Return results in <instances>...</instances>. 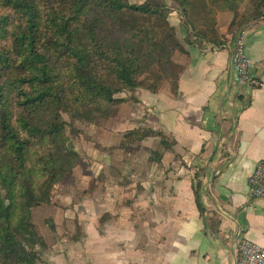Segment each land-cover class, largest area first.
Listing matches in <instances>:
<instances>
[{
	"label": "crops",
	"instance_id": "obj_1",
	"mask_svg": "<svg viewBox=\"0 0 264 264\" xmlns=\"http://www.w3.org/2000/svg\"><path fill=\"white\" fill-rule=\"evenodd\" d=\"M242 1L237 18L250 13ZM168 4L167 20L184 42L188 28ZM232 17L216 16L221 45L184 43L186 52L173 54L174 90L166 81L154 92H120L105 125L90 127L93 144L75 139L84 157L72 175L93 179L95 190L66 204L71 245L50 257L54 264H235L241 239L264 247V200L250 196L247 183L264 157V16L240 26L249 72L262 82L253 88L237 84L230 67ZM138 127L161 135L123 138ZM54 234L41 231L46 242Z\"/></svg>",
	"mask_w": 264,
	"mask_h": 264
},
{
	"label": "trees",
	"instance_id": "obj_2",
	"mask_svg": "<svg viewBox=\"0 0 264 264\" xmlns=\"http://www.w3.org/2000/svg\"><path fill=\"white\" fill-rule=\"evenodd\" d=\"M170 1L188 28L184 42L167 20V0H0V264H37L46 247L31 208L50 204V189L79 159L69 122L102 127L117 93L154 92L166 81L174 90L173 54L186 52L184 43L221 45L216 16L238 3ZM249 3L253 18L264 16V0ZM195 201L202 211L197 187Z\"/></svg>",
	"mask_w": 264,
	"mask_h": 264
},
{
	"label": "rangeland",
	"instance_id": "obj_3",
	"mask_svg": "<svg viewBox=\"0 0 264 264\" xmlns=\"http://www.w3.org/2000/svg\"><path fill=\"white\" fill-rule=\"evenodd\" d=\"M128 1L130 3H140L144 0H128ZM241 1L242 0H238L236 10L232 12L233 17L229 23V28H232L234 25L238 26L237 27L238 30L236 29V32L239 31L241 28H245V27L240 28V26H242L245 20H248L249 18H253L252 5L249 3V0H243V1H245L248 4L250 8V13L241 15L239 18H237L238 16L237 10ZM168 2H170V0H167V5L169 6ZM232 21L234 24L231 27L230 25ZM118 94L119 93L116 94V97ZM63 117L66 120H69V118L65 113H63ZM90 127H99V126L83 125L78 121L69 122V124L66 127L69 135V141L71 142L73 149L79 155V159L73 166L72 170L69 173L65 174L63 178L60 179L58 182H56L50 189V197H51L50 204L44 206L42 205L34 206L31 208V221L35 225L36 230L40 234L41 231L42 232L45 231V233L46 231L48 230L50 231L51 229L53 232L55 231L54 236L53 235L48 236L46 247L40 253L38 264H45L47 262L46 261L47 259L48 262L54 264L53 258L50 259V257L56 255L57 257L61 258L62 256L59 253H64V251L67 248H69V246L71 245V241L68 238V234H69L68 226L66 223L63 222V220H61L62 218H64L63 214L70 213L69 211L66 210L67 209L66 204L72 205L74 202H78L80 199H82L83 189H88L90 191L95 190V188L92 187L94 185V182L91 180L93 179L86 178L84 176L82 177L83 180L82 182L78 175H72L74 170L78 169L79 163L81 159L84 157V153L82 152L83 150L81 148L78 149L75 148L76 142L74 141L75 139L76 141L83 139L86 143L89 142V145H92L93 144L92 139L94 138V136H91L92 132L90 130L92 129ZM93 161H95V159L91 160V166L93 165ZM76 174H78V172ZM83 199H92V197H90L89 195L87 198L84 197ZM57 212L60 214L57 215ZM54 216H56V218L60 217L59 221L60 222L62 221V223L56 224L55 221L52 223L51 220ZM106 226L107 225H105V227ZM105 230L111 231V226H107ZM89 231L92 232L93 227ZM76 232L77 235L75 237H77L78 240L80 239L79 236L81 233V226H76ZM52 243L54 245H51Z\"/></svg>",
	"mask_w": 264,
	"mask_h": 264
},
{
	"label": "built area",
	"instance_id": "obj_4",
	"mask_svg": "<svg viewBox=\"0 0 264 264\" xmlns=\"http://www.w3.org/2000/svg\"><path fill=\"white\" fill-rule=\"evenodd\" d=\"M246 32L247 28H241L234 35L229 61L235 82L253 88L262 82L249 72L250 59L244 43ZM247 183L250 196L264 200V157L255 163ZM235 264H264V247L249 239H241L235 250Z\"/></svg>",
	"mask_w": 264,
	"mask_h": 264
}]
</instances>
